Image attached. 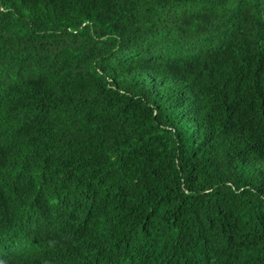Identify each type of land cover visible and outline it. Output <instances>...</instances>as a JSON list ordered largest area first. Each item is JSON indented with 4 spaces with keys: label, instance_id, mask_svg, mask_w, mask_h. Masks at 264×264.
Wrapping results in <instances>:
<instances>
[{
    "label": "trees",
    "instance_id": "obj_1",
    "mask_svg": "<svg viewBox=\"0 0 264 264\" xmlns=\"http://www.w3.org/2000/svg\"><path fill=\"white\" fill-rule=\"evenodd\" d=\"M0 264H264V0H0Z\"/></svg>",
    "mask_w": 264,
    "mask_h": 264
}]
</instances>
